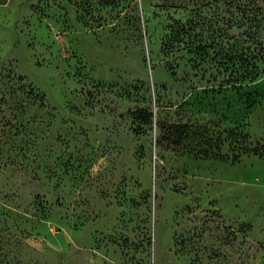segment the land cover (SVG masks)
<instances>
[{"label": "rangeland", "instance_id": "1", "mask_svg": "<svg viewBox=\"0 0 264 264\" xmlns=\"http://www.w3.org/2000/svg\"><path fill=\"white\" fill-rule=\"evenodd\" d=\"M170 122L264 142V0L0 4V264H264V156Z\"/></svg>", "mask_w": 264, "mask_h": 264}, {"label": "trees", "instance_id": "2", "mask_svg": "<svg viewBox=\"0 0 264 264\" xmlns=\"http://www.w3.org/2000/svg\"><path fill=\"white\" fill-rule=\"evenodd\" d=\"M174 38L168 37L166 48L168 50H177L174 46L193 45L196 41V37L199 36L201 41L204 40V46L206 45L207 38L209 36V28L206 27L205 35L203 32H195L194 25L177 23L172 28ZM214 41V38H213ZM186 44V45H185ZM236 47L230 46L228 53L243 57L245 53L244 47L238 42L233 43ZM187 49V48H186ZM192 49V48H188ZM187 49V50H188ZM193 51V49L191 50ZM232 57V56H231ZM136 113L139 117L147 122H150L152 113L144 108L136 109ZM164 139L177 147L185 148V150L193 156L204 158H217L220 160L230 158L231 162L239 160L241 155H256L258 157L264 156V142L255 140L248 132L235 126L226 132L225 136H222L220 131H214L208 125L203 124H189L182 122H170L166 125ZM227 142L229 154L221 151L222 144Z\"/></svg>", "mask_w": 264, "mask_h": 264}, {"label": "water", "instance_id": "3", "mask_svg": "<svg viewBox=\"0 0 264 264\" xmlns=\"http://www.w3.org/2000/svg\"><path fill=\"white\" fill-rule=\"evenodd\" d=\"M7 0H0V4L5 3Z\"/></svg>", "mask_w": 264, "mask_h": 264}]
</instances>
